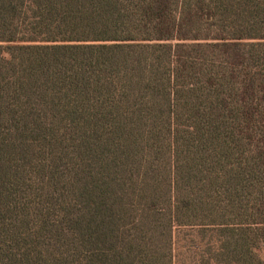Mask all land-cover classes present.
Wrapping results in <instances>:
<instances>
[{"label":"trees","instance_id":"obj_1","mask_svg":"<svg viewBox=\"0 0 264 264\" xmlns=\"http://www.w3.org/2000/svg\"><path fill=\"white\" fill-rule=\"evenodd\" d=\"M0 264H264V0H0Z\"/></svg>","mask_w":264,"mask_h":264}]
</instances>
